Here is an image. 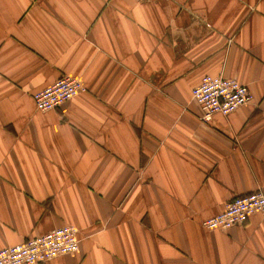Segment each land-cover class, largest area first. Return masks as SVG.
<instances>
[{"label":"crops","instance_id":"1","mask_svg":"<svg viewBox=\"0 0 264 264\" xmlns=\"http://www.w3.org/2000/svg\"><path fill=\"white\" fill-rule=\"evenodd\" d=\"M252 100L203 121V76ZM63 75L77 96L33 94ZM264 192V0H0V249L63 225L43 264H264V214L211 230Z\"/></svg>","mask_w":264,"mask_h":264},{"label":"built area","instance_id":"2","mask_svg":"<svg viewBox=\"0 0 264 264\" xmlns=\"http://www.w3.org/2000/svg\"><path fill=\"white\" fill-rule=\"evenodd\" d=\"M83 89L79 79L63 75L35 92L33 99L39 111H50L73 99ZM192 97L202 107L203 121H210L216 113L230 115L253 98L249 87L237 79L211 74L203 76L193 88ZM257 212L264 214L262 191L236 196L222 212L205 219L203 226L211 230H228L243 225ZM79 248V231L74 225L67 224L23 243L1 248L0 264H43L60 255L74 253Z\"/></svg>","mask_w":264,"mask_h":264}]
</instances>
